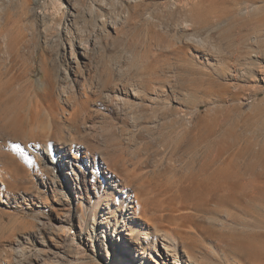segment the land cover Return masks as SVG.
<instances>
[{
	"label": "rangeland",
	"instance_id": "1",
	"mask_svg": "<svg viewBox=\"0 0 264 264\" xmlns=\"http://www.w3.org/2000/svg\"><path fill=\"white\" fill-rule=\"evenodd\" d=\"M83 30L102 38L86 61ZM119 85L139 89L143 109L134 110L139 100L130 101L129 114L138 117L134 124L106 99V92ZM45 86L50 110L62 124L80 101L89 99L80 134L64 132L73 142L72 160L77 155L81 163V155L98 152L103 161L101 152L124 148L160 189H176L184 181L205 186L208 199L230 195L229 206L208 202L195 219L176 220L200 245L196 264H264L249 257L264 255V2L0 0V95L10 101L0 106V130L16 113L43 105L38 96ZM31 119L18 140L0 135V153L14 160L8 166L12 186L0 192V264H7L3 252L14 262L35 263L43 256L48 264H136V246L129 250L131 243H125L127 251H121L114 246L120 236L111 239L107 217H119L118 209L126 207L107 178L106 164L98 168V181L86 182L82 195L73 194L75 184H69L71 190L60 177L64 200L55 202L51 186H45L53 175L36 151L41 144L31 136L41 130ZM48 143L60 149L58 140ZM53 173L59 176L57 169ZM113 178L123 181L124 176ZM252 182L260 187L249 188ZM170 204L165 201L163 207L176 208ZM133 215L128 225L147 226L141 215ZM253 243L262 247L249 248ZM20 248L28 258L19 255ZM154 257L160 259L155 252ZM184 259L189 260L185 254Z\"/></svg>",
	"mask_w": 264,
	"mask_h": 264
},
{
	"label": "bare ground",
	"instance_id": "2",
	"mask_svg": "<svg viewBox=\"0 0 264 264\" xmlns=\"http://www.w3.org/2000/svg\"><path fill=\"white\" fill-rule=\"evenodd\" d=\"M234 1H236L237 5L241 3L253 4L258 1L264 2V0ZM187 28H189L188 30H190L189 26H187ZM82 33H84L85 35V33H88V31L83 30ZM93 34L94 33H89L85 35V39H81L82 49L84 51L83 59L85 61L88 59V57H90L89 55H92V52H95V50L101 44V36L99 34ZM196 42L198 45H204L203 40H198ZM212 48L213 51H215V47ZM77 66L80 67L79 62ZM49 90L50 89L45 86L43 88L44 92L42 91L43 94H39L38 96V98L40 97L39 100L43 101V105L37 102L34 103V106L28 107L27 110L16 113V116H12L10 124L0 130V135H3L2 137L7 136L9 138L18 140L19 135L23 132V129H25L23 127L25 123L32 120L31 116L35 117L36 123L39 124L38 128L41 130V132L36 134V131H32L33 135L31 136L33 140H36L38 144H41V146H35L36 151H41L37 153H39L40 157H42V162L45 168L49 171V173H51V175H53L52 179L46 182L45 186H51V189L53 190L52 192L54 201L60 203V201L64 200V193L62 192V190H59L60 185L62 186V184L60 183L62 182L60 177L64 179L63 183H65V185L71 190L72 188L69 184L71 182H73V185L75 184V190L71 191L73 192V194L82 195L86 191V182H89L93 185L96 180L98 181L99 178H101V175L98 172V168L99 166H102V164H106V169L110 171L112 175L110 176V172H108L107 174H109V177L107 178H109L111 182H114V187L116 189H119L121 193V199L123 200L126 207L124 209L121 208V210L118 209V212H120L119 217L117 215H110V217H107V225L110 227V229L113 230V234H111V239L113 240V242L116 241L114 234H118L120 236L118 241L115 242L114 246H116V248L121 247V251H127L128 247L130 250L132 248V244L135 245L136 257H133V259H135L134 261H136V264H196L194 259V251H198L200 245L197 243L198 241L194 239V237H192V232L184 230L182 228V226L184 225H182V223H176V220L178 217L181 219H195L196 216H200V214L203 212L202 204L208 202L214 203L218 206H229L231 203L230 195L218 196L216 198L208 199L209 192L207 191L205 186H195L192 183L186 185V182L184 181H180L178 182V184L176 183V189L170 188L169 186L165 187V189H160L158 184L153 183V181L149 178V173L144 171L142 166L143 163L138 160V157H135L136 155H134L133 152L131 153V151L124 148L118 149L117 147V149H112V151L101 152L100 154L104 159L103 161H100L98 159V152H93V154L87 152L85 153V155H81L83 159L81 163L77 162V155L76 157H74L76 158V160H72L70 158L69 150L72 151L70 146L73 142H68L66 140L64 132L65 130H68L69 132H71V136L80 134V118L83 116V113L87 111L89 99H86V101H80L77 106L74 107V111L70 113V117L65 119L64 123L62 124L58 118V114H56L57 112L55 110H50L52 106V103L49 101L50 99L47 100L45 98L47 96H50ZM138 90L139 89L136 88L135 92H131L126 88V86L119 85L107 91L105 94L106 99L109 101V103L115 105L119 113L124 115L123 117H129L132 124L137 122L138 117H136L135 113L133 112L129 114V109H132V103L130 101L133 98L136 100L135 102L139 100V103L135 104L137 106H134L133 109H143V105H141L142 103L140 101L141 97ZM74 95L75 93L73 94V96ZM5 97L6 94L0 95L1 107L2 105L10 102L8 98L5 99ZM71 100L69 99V101ZM62 125H67L68 128ZM29 135H26L28 136L27 138H29ZM81 138L82 142L88 143L87 136H81ZM48 140H58L61 145L60 149L55 148V150H52L49 146L50 144L48 143ZM3 146H6L5 143H3ZM92 150L97 151V149ZM58 153L62 154L57 155ZM131 156L134 157L132 158ZM13 163L14 160H10L8 154L4 155L0 153V184L4 185V188L0 187L1 193H6V189H9L12 186L11 178L13 177V174L12 171L8 169V166ZM128 164H130V166H128ZM54 169H57L59 171V176H55V174L53 173ZM117 173L124 176L123 181H120L119 179L115 180L113 178L115 177V174L117 175ZM247 186L252 189L260 187L254 182L250 184L248 183ZM63 187L65 186L63 185ZM199 187L201 188L199 189ZM235 195L238 199H240V196H242V194L238 192ZM157 197L158 200L156 199ZM159 197H164L165 199H162V201L159 199ZM168 200L171 204L173 203L176 205L175 209L163 207L165 205V201L168 202ZM65 201H67V199ZM125 209L127 212L129 211L127 214H125ZM182 210H192L194 212L189 214H180L178 216L173 215L174 212ZM161 212H163V214ZM130 214H134L135 216L141 215L142 219H144V221L147 223V226L145 224L137 222L134 223L132 221L131 225H128V220H131V217L129 216ZM149 214H151V216L150 218H147L149 217ZM120 216H124L123 219H121L122 217ZM156 221L164 223L165 225L167 224L166 226L170 227V230L162 229L161 225L155 224ZM42 222L43 221L41 220V223ZM194 226V228L198 232V226ZM190 228H193V226ZM84 231L85 230H82L81 235L79 236L81 240H84ZM128 236H130V238L127 240V242H124V238ZM132 237H134V240H132ZM135 239H137V242ZM89 241L93 242V240H90V238ZM125 243L131 244H129V246L127 245L128 247H126ZM259 247L262 246L257 243H253L251 246H249V248H252L254 250ZM181 249L183 251H181ZM18 252L19 255L21 253V257L28 256H26L27 251L25 252L24 248L18 249ZM154 252L159 255L161 263H159L160 259L154 257ZM232 253L241 257H247L244 253L239 252L238 250L232 249ZM3 254L5 256V261L7 262V264H48L49 260L48 258L40 256V258L36 259L35 263H30L32 262V260H29L30 262H28V260L26 259L24 261H22L21 259L14 262V258L10 259V254L8 252H3ZM184 254L187 255L189 260L184 259ZM249 257L254 258V260L264 259L263 254H256L255 256L249 255ZM250 258L248 259L251 260ZM125 259H128L127 256L125 257ZM245 264H250V262Z\"/></svg>",
	"mask_w": 264,
	"mask_h": 264
}]
</instances>
